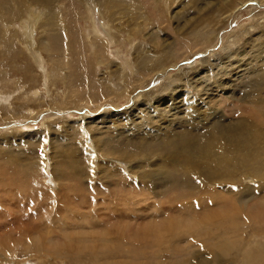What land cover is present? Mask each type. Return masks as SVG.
Instances as JSON below:
<instances>
[{
  "label": "rangeland",
  "instance_id": "rangeland-1",
  "mask_svg": "<svg viewBox=\"0 0 264 264\" xmlns=\"http://www.w3.org/2000/svg\"><path fill=\"white\" fill-rule=\"evenodd\" d=\"M79 1L29 7L32 51L27 40L0 37V242L19 246L0 253V264H264L263 166L244 165L237 155L247 149L220 135L213 148L236 157V176L206 184L198 172L206 165L198 147L209 133L256 120L264 142V0H122L145 8L146 28L133 39L131 8L122 11L110 58L96 67L91 39L113 33L95 1ZM0 23L19 39L21 21ZM162 48L173 49L168 74L115 106L108 94L138 83L142 58H164ZM226 70L233 83L216 90ZM257 163L264 165V151ZM257 215L263 221L255 225Z\"/></svg>",
  "mask_w": 264,
  "mask_h": 264
},
{
  "label": "bare ground",
  "instance_id": "bare-ground-1",
  "mask_svg": "<svg viewBox=\"0 0 264 264\" xmlns=\"http://www.w3.org/2000/svg\"><path fill=\"white\" fill-rule=\"evenodd\" d=\"M90 1H95V5L96 8L95 9H98V11H100V16L102 19V25L104 24V27L103 29H105V31L107 30V28L109 29V31H111L113 34H111L110 36V39H103V40H99V43L97 42V40L95 39V37H93L91 39V43H95V48H97V50L95 51V56L93 60H95V67L96 65H104L105 63V58H110L109 57V54L107 53V49H110V45L113 46L114 43H116L117 41V38H113L112 35H118L120 36V31L119 30V24H113L114 23V18L118 17V19H120L121 21L124 19L123 17V13H121L122 11H124V13H128L127 9L128 8H131L130 10V14H131V20H130V24L129 26L130 27H133L131 29V32L130 34L133 35V39H135L136 37L140 36L142 34V32L144 31V29L146 28V25H143V23L141 24L140 23V19H142V15H145V14H142V13H146V11L144 10L145 8L142 7H128L127 5L123 4L122 3V0H116L110 4L113 6L112 9H110V6H105V4H109L111 0H90ZM146 1H149V0H146ZM166 4L168 3H171V2H175L176 0H166ZM249 1V0H248ZM252 0H250L251 2ZM88 2V0H80L79 3H83L82 6H87L86 3ZM7 3V4H6ZM130 4V2H127ZM126 3V4H127ZM242 3V2H241ZM59 0H0V20L3 21L8 19L10 20L11 22H20L22 23V28L20 30H18L17 32L19 33V39L17 38V34L16 32L12 31V32H4L2 31V29L0 30V37H2L4 40H2V42L6 43H13L15 44V41L16 40H21L23 39V41L27 40V44H26V49L27 51L30 50H34L33 47V39H27L28 36H31V33H32V29H31V21H32V18L35 15V10L36 9H49L50 7L49 6H59ZM91 4V3H90ZM140 4V3H139ZM156 4V3H155ZM243 5V3L241 4ZM89 6V5H88ZM261 6V5H260ZM3 8H6L9 12L5 11L2 9ZM29 7H34L35 10L34 12H28V9ZM53 7V8H54ZM61 7V6H60ZM149 7V6H148ZM147 8V7H146ZM82 9V8H81ZM149 9V8H148ZM147 9V11H149ZM50 10V9H49ZM84 10V9H83ZM87 10V9H86ZM53 11V9L51 10ZM12 12V13H11ZM82 12V10H81ZM81 12H78V14L76 15L77 17H80L81 19L84 17L85 20H86V16L81 14ZM87 12V11H86ZM62 13V12H61ZM88 13V12H87ZM86 13V14H87ZM121 13L120 16H117V14ZM150 13V12H149ZM5 14V15H3ZM34 14V16L32 15ZM89 14V13H88ZM54 15V14H53ZM64 15V14H63ZM94 15V14H93ZM148 14H146L147 16ZM56 17L59 16L60 19L61 18V15H55ZM53 16H48L46 17V21L50 22L51 20H54L52 18ZM63 17V16H62ZM88 18H90L89 20L91 21L92 23V29H91V33L94 34L95 36H101L100 34L101 31L99 32L98 28L99 27H95V24H94V21L91 19V16L87 15ZM57 19V18H56ZM55 19V20H56ZM61 21V20H60ZM45 22V21H44ZM42 22V23H44ZM46 22V23H48ZM53 22V21H52ZM65 22V21H64ZM73 22V21H72ZM100 22V20H99ZM15 23V24H16ZM61 23V22H60ZM1 24V23H0ZM51 24V23H49ZM211 24V23H210ZM30 25V26H29ZM55 25V24H54ZM58 25V24H57ZM56 25V26H57ZM61 25V24H60ZM58 25V26H60ZM3 26V25H2ZM47 26V25H46ZM57 26V27H58ZM208 26V25H207ZM210 26V25H209ZM107 27V28H106ZM61 28V27H60ZM135 28H137L135 30ZM68 29V28H67ZM121 29L123 30L124 27H121ZM23 32V35L24 36H21L20 33ZM45 32V31H44ZM68 32V31H67ZM65 33V32H64ZM107 33V31H106ZM56 34V33H55ZM105 34V33H104ZM68 35H65V37H67ZM107 36V34H106ZM214 36V35H213ZM51 37V36H50ZM109 37V36H108ZM198 37V35L196 36V38ZM90 38V37H88ZM199 38V37H198ZM197 38V39H198ZM68 39V38H67ZM87 39V38H86ZM196 39V40H197ZM195 41V40H194ZM198 41V40H197ZM45 42V41H43ZM43 42L41 43L43 47H41L42 49H45L44 48V44ZM211 41H207L206 42V45H208ZM216 42V41H215ZM50 43V42H49ZM22 44V43H21ZM46 44V43H45ZM51 44V43H50ZM50 44H46L48 45V49L50 51H52V46ZM90 45V44H89ZM93 46V45H92ZM99 46H101L99 48ZM46 47V51L47 50V46ZM212 47V46H211ZM91 48V47H90ZM94 48V47H93ZM94 48V49H95ZM112 48V47H111ZM63 49V52H64V56L68 53V51L71 49V45L70 43L68 42V40L65 42V45H62V48ZM164 51H165V57H157V59H151V58H142L141 60V63H140V67H138L137 70H135V74L137 76V80H138V83L134 82V83H131V81L129 80L128 81V89L125 90L124 92H121V93H117L115 91L111 92L108 94V97H110V95H112V98H110L111 101H113V104L115 106H117V103L115 101L117 100H120L122 98H127L129 99L131 96H132V91H135L138 89V87H140V85H144L145 83H148L151 78L154 77L155 74L157 73H161L159 75V77H163V76H166V74H168L167 72H164L166 71V69L170 68L169 66H166L167 65V62L171 59L169 58H172L174 57L173 55H170L171 53H169L170 51L172 52L173 49H171L170 51H166L164 48H162ZM62 51V50H61ZM181 51V50H180ZM179 51V52H180ZM210 51V49H209ZM175 52V51H173ZM48 53V52H47ZM94 53V52H93ZM91 53V54H93ZM176 53H178L176 51ZM209 53V52H208ZM50 54V53H49ZM235 52L231 53V58H233L235 56ZM39 55V54H38ZM179 55V54H177ZM182 55V54H181ZM53 56V55H52ZM205 56V55H204ZM241 56V55H239ZM37 57V56H36ZM41 58V57H40ZM177 59H184L183 57H179ZM42 60V59H41ZM63 60V59H62ZM66 61L67 58H66ZM178 61V60H177ZM180 61V60H179ZM182 61V60H181ZM63 62V61H62ZM69 63V62H68ZM67 63V64H68ZM94 63V62H93ZM107 63V62H106ZM178 63V62H177ZM239 63V62H236V64ZM173 66V65H172ZM166 67V68H165ZM221 67V66H220ZM239 67V66H238ZM165 68V69H164ZM242 68V67H241ZM164 69V70H163ZM44 70V69H43ZM142 72H149L148 74H142ZM222 72V71H221ZM239 74V73H238ZM113 75V74H112ZM112 75L110 76V78L112 79ZM142 75H145V76H148L147 79L145 76H142ZM223 77H229V79L227 80H223ZM232 77H233V74L232 72H230L229 70H226V71H223V74H219L218 76V79L215 81V86H216V90H219L220 87H226L230 82H232ZM159 78V79H161ZM45 79V78H44ZM233 83V82H232ZM132 93V94H131ZM37 94V93H36ZM249 96V95H248ZM132 99V97H131ZM109 100V101H110ZM115 100V101H114ZM134 100V99H133ZM108 101V99H107ZM119 102V101H118ZM106 103V102H105ZM168 103V102H166ZM178 104V103H177ZM51 107V106H50ZM112 107V106H111ZM48 109V108H47ZM46 109V110H47ZM56 109V108H55ZM67 109V108H65ZM69 109V108H68ZM148 109V108H147ZM253 109V108H252ZM43 110V109H42ZM256 110V109H255ZM34 113V112H33ZM61 114V113H60ZM170 122V121H169ZM259 121L256 122L253 121V122H246L245 119H244V122H241L238 124V126H235L233 128H229V127H226L223 129V131H220V132H213V133H209V135H206L205 138L202 141V143L200 144V146L198 147V150L200 152V155H199V160L200 161H204L206 163V165L203 163L198 172H199V175H203L202 177L203 178H206V184H209L211 182H219L220 180H222L223 182H226V181H231V180H227V179H231V177H235L236 175L233 173L234 170L237 168L236 166H233V164H231L232 161H235L236 160V157H231L229 159V157H224L223 155H221V152H220V147H217L216 149L213 148V145L216 144V141H215V137H219L220 135H222V137H225L226 138V144L230 145L233 147L236 146L238 149H241V147H244L247 149V153L244 155H237L238 156V159L241 160V162L244 164V165H247L250 164V162L253 161V164H256L260 167L263 166V168H259L260 170L263 169L264 170V165L261 164V163H257V161H260L262 160V153L264 151V149H260L262 148V144L264 143L263 142V138H259V136H262L259 134V132H262L261 131V126L258 124ZM171 123V122H170ZM262 125H264L262 123ZM247 128H250L249 130H246ZM180 134V133H179ZM182 134V133H181ZM178 136V135H177ZM182 137V136H181ZM244 137V138H242ZM85 138V137H84ZM256 144V145H255ZM259 146V147H258ZM193 148V147H192ZM145 152V151H144ZM108 155H111V154H108ZM132 157V160H134L136 157H134L133 159V155L132 154H128V156H124L123 154H119L118 157L120 158H124V159H128V161L131 159ZM113 156H117L116 153L113 155ZM146 157V156H145ZM45 158V157H44ZM49 158V157H48ZM139 158V157H138ZM167 158H171V157H168ZM252 158V159H250ZM145 159V158H144ZM166 159V158H165ZM145 162V161H144ZM198 165V163H197ZM207 166V167H206ZM230 166V167H228ZM44 168V167H43ZM253 168V167H252ZM245 169V167H244ZM237 170V169H236ZM247 170V169H246ZM251 170V169H250ZM259 170V171H260ZM238 171V170H237ZM255 171V170H254ZM253 171V172H254ZM262 171V170H261ZM140 173V172H139ZM153 173V172H152ZM259 173V172H258ZM260 174V173H259ZM258 174V175H259ZM257 175V174H256ZM201 177V179H202ZM138 178V177H136ZM139 180V179H138ZM226 180V181H225ZM234 180V179H233ZM232 180V181H233ZM150 181V180H148ZM252 186V185H251ZM249 186V187H251ZM134 197V196H132ZM71 203V202H70ZM204 220V219H203ZM231 220V219H230ZM255 225L259 224V222H262L263 221V218L262 216L260 215H257L255 216ZM210 222V218L208 219V217L206 218V220L204 222ZM252 222H254V220L251 219ZM204 222H200L201 224L204 223ZM206 222V223H207ZM174 223V222H173ZM175 224V223H174ZM208 224V223H207ZM262 224V223H260ZM228 226V225H226ZM200 230H202L201 228H199ZM198 229V230H199ZM210 231H211V227L209 228ZM255 229V228H253ZM259 229V228H257ZM172 230V229H171ZM205 230V229H204ZM226 230V229H225ZM170 232V231H169ZM168 232V233H169ZM204 232V231H203ZM209 232V230H208ZM212 232V231H211ZM199 233V232H198ZM214 233V232H212ZM218 233V231H217ZM167 234V233H165ZM209 234V233H207ZM164 235V234H163ZM169 235V234H168ZM196 235V234H195ZM203 235V234H202ZM216 235V234H215ZM214 235V236H215ZM220 235V234H219ZM222 235V234H221ZM167 236V235H166ZM194 236V235H193ZM209 237V235H207ZM212 236V235H211ZM229 236V234L227 235ZM195 237V236H194ZM220 237V236H218ZM199 238V237H198ZM203 238V237H202ZM222 238V237H220ZM224 238V237H223ZM227 238V237H226ZM201 239V238H199ZM207 239V238H206ZM211 240V239H210ZM214 240V239H213ZM219 240V239H217ZM230 240V239H229ZM212 241V240H211ZM216 241V240H215ZM238 242V241H236ZM236 242L234 244H236ZM14 241L12 239H6V240H2L0 242V253H4V254H8V255H11L13 253V251H16L19 246L15 245L14 247ZM206 243V242H205ZM208 243V242H207ZM214 244V241L212 242H209V244ZM216 243V242H215ZM220 243V242H219ZM226 243V242H225ZM17 244V243H16ZM189 244V243H188ZM221 246H222V243H220ZM219 244V248L221 247ZM232 244V245H234ZM216 246V245H215ZM214 246V247H215ZM228 246V245H227ZM237 246V245H236ZM218 247V246H217ZM215 247V248H217ZM225 247V248H224ZM224 249H226V246L224 245ZM231 247V246H229ZM189 248V247H188ZM235 248V245L234 247ZM213 249V247L211 248ZM231 249V248H230ZM221 250V249H220ZM232 250V249H231ZM230 250V251H231ZM226 251V250H225ZM17 252V251H16ZM215 253V252H214ZM213 253V254H214ZM221 253V252H220ZM224 253V252H223ZM229 253V252H228ZM262 253V249L257 252V254H261ZM15 254V253H14ZM4 257V259H7V256H2ZM209 257V256H208ZM218 258V256L215 255L214 258ZM213 258V257H212ZM251 260V258H250ZM254 260V259H253ZM211 261H208L206 260V263H210ZM213 262H211L212 264ZM216 263V262H215ZM219 263V261H218ZM189 264V263H188ZM200 264V263H199ZM214 264V263H213ZM217 264V263H216ZM221 264V263H220Z\"/></svg>",
  "mask_w": 264,
  "mask_h": 264
}]
</instances>
